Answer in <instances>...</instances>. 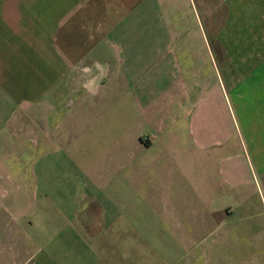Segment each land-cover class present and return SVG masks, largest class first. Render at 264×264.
<instances>
[{
  "label": "crops",
  "instance_id": "1",
  "mask_svg": "<svg viewBox=\"0 0 264 264\" xmlns=\"http://www.w3.org/2000/svg\"><path fill=\"white\" fill-rule=\"evenodd\" d=\"M228 86L264 117V0H0V264H188L245 181Z\"/></svg>",
  "mask_w": 264,
  "mask_h": 264
},
{
  "label": "rangeland",
  "instance_id": "2",
  "mask_svg": "<svg viewBox=\"0 0 264 264\" xmlns=\"http://www.w3.org/2000/svg\"><path fill=\"white\" fill-rule=\"evenodd\" d=\"M220 13L219 9L218 17ZM243 14L248 19L256 13ZM235 21L237 26H232L229 20L224 22L216 35L221 40V45L227 44L231 51L236 50L239 55H245L247 47L243 45L242 49L235 41L236 38L251 35L249 22L243 19ZM205 27L207 33L213 32L207 24ZM215 47L219 50L218 44ZM219 72L221 76L224 75L221 69ZM251 79L245 84H250ZM229 89L228 97L232 103L229 112L230 117L233 114L235 129L225 138L226 162L234 160L240 163L241 178L245 181L237 184L233 190L234 195L229 203L233 204L234 212L229 221L222 220L220 227L211 233L199 234L190 230V239L199 242V245L192 246L194 254L190 256L188 264H207L206 258H209V264H264V119L261 118V123L258 122L263 117L260 116V110L263 109L254 107L255 103L250 101L247 103L248 108L241 113L231 92L232 88ZM241 115L250 117L251 122L244 124ZM224 177L227 181V174ZM223 189L226 192L231 186L224 185ZM205 242L214 244V247H206Z\"/></svg>",
  "mask_w": 264,
  "mask_h": 264
}]
</instances>
